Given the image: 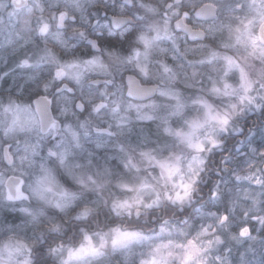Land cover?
Returning <instances> with one entry per match:
<instances>
[{
	"label": "snow or ice",
	"instance_id": "obj_1",
	"mask_svg": "<svg viewBox=\"0 0 264 264\" xmlns=\"http://www.w3.org/2000/svg\"><path fill=\"white\" fill-rule=\"evenodd\" d=\"M0 264H264V0H0Z\"/></svg>",
	"mask_w": 264,
	"mask_h": 264
}]
</instances>
